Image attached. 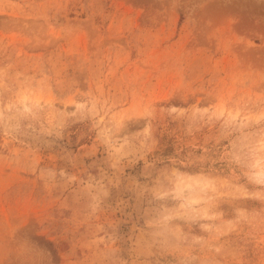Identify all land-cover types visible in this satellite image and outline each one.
<instances>
[{
    "label": "rangeland",
    "instance_id": "rangeland-1",
    "mask_svg": "<svg viewBox=\"0 0 264 264\" xmlns=\"http://www.w3.org/2000/svg\"><path fill=\"white\" fill-rule=\"evenodd\" d=\"M0 264H264V0H0Z\"/></svg>",
    "mask_w": 264,
    "mask_h": 264
}]
</instances>
